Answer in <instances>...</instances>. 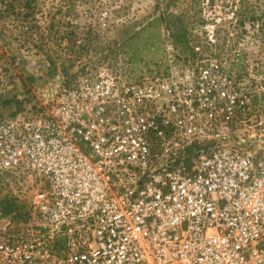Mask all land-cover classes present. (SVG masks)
Returning a JSON list of instances; mask_svg holds the SVG:
<instances>
[{
    "label": "built area",
    "instance_id": "built-area-1",
    "mask_svg": "<svg viewBox=\"0 0 264 264\" xmlns=\"http://www.w3.org/2000/svg\"><path fill=\"white\" fill-rule=\"evenodd\" d=\"M48 95L0 121V264H264V119L219 64Z\"/></svg>",
    "mask_w": 264,
    "mask_h": 264
},
{
    "label": "rangeland",
    "instance_id": "rangeland-1",
    "mask_svg": "<svg viewBox=\"0 0 264 264\" xmlns=\"http://www.w3.org/2000/svg\"><path fill=\"white\" fill-rule=\"evenodd\" d=\"M27 1L0 0V121L37 113L65 83L122 86L212 63L231 76L247 122L264 119V0H29L38 3L35 27L23 33ZM176 32H186L188 48L175 44ZM26 197L0 171V199Z\"/></svg>",
    "mask_w": 264,
    "mask_h": 264
},
{
    "label": "trees",
    "instance_id": "trees-1",
    "mask_svg": "<svg viewBox=\"0 0 264 264\" xmlns=\"http://www.w3.org/2000/svg\"><path fill=\"white\" fill-rule=\"evenodd\" d=\"M31 1H27L24 5V11H22L18 17H21L20 21V27H22L24 30L23 33H30L34 29V25L29 22L31 19L30 17H33L34 12L36 11V7L38 6V3ZM26 29V30H25ZM172 38L174 39L175 44L189 47V40L186 32H176L173 33ZM50 58V56H49ZM52 61V58H50ZM53 62V61H52ZM23 210V206L17 202L16 199H0V212L5 216H13V218L21 219L22 215L21 212Z\"/></svg>",
    "mask_w": 264,
    "mask_h": 264
}]
</instances>
